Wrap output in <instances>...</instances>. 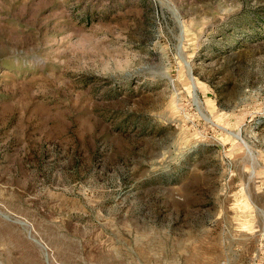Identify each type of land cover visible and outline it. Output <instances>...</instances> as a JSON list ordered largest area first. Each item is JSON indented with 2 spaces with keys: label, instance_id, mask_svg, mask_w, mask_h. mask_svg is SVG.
I'll return each mask as SVG.
<instances>
[{
  "label": "rangeland",
  "instance_id": "1",
  "mask_svg": "<svg viewBox=\"0 0 264 264\" xmlns=\"http://www.w3.org/2000/svg\"><path fill=\"white\" fill-rule=\"evenodd\" d=\"M0 264H264V0H0Z\"/></svg>",
  "mask_w": 264,
  "mask_h": 264
}]
</instances>
